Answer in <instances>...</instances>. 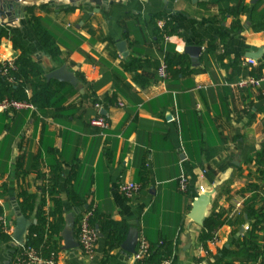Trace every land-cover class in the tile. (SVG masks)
Listing matches in <instances>:
<instances>
[{"label": "crops", "instance_id": "obj_1", "mask_svg": "<svg viewBox=\"0 0 264 264\" xmlns=\"http://www.w3.org/2000/svg\"><path fill=\"white\" fill-rule=\"evenodd\" d=\"M21 1L24 8L0 16V64L20 55L13 35L44 77L65 66L78 85L58 82L64 95L55 108L0 113V188L5 186L0 206L11 231L21 190L36 198L34 210L22 215L30 226L42 189L51 182L62 201L64 227L72 217L76 242L83 207L73 203H84L95 206L100 221L138 229L150 246L147 264H209L217 258L264 264V217L249 235L255 246L244 231L256 222L248 213L264 215V176L257 174L264 171V82L239 86L264 64V51L254 66L246 62L248 53L264 48V30H257L264 26V0ZM27 8L46 20L59 49L56 58L36 36ZM166 21L174 33L165 40L156 29ZM119 42L125 43L123 55ZM188 46L201 47L195 64ZM166 54L183 55L185 63L162 80L158 67ZM0 85L6 83L0 79ZM97 114L108 121L107 129L89 124ZM181 175L188 179L186 193L178 188ZM125 181L140 185L132 199L118 189ZM205 192L213 193L204 222L221 224L212 235L217 240L202 243L204 222L199 225L190 215ZM51 207L45 197V213ZM96 227L93 258L78 247L63 250L61 236L57 263H134L120 247L106 253L108 232ZM248 253L256 255L244 258ZM13 257V241H0V264H12Z\"/></svg>", "mask_w": 264, "mask_h": 264}, {"label": "trees", "instance_id": "obj_2", "mask_svg": "<svg viewBox=\"0 0 264 264\" xmlns=\"http://www.w3.org/2000/svg\"><path fill=\"white\" fill-rule=\"evenodd\" d=\"M26 12L29 16V21L32 29L34 30L42 46L52 58H56L59 55V49L53 41V33L47 27L46 20L35 16L33 13V8H27ZM163 26L164 27L161 29H156V36L161 39L167 35H170L171 33H174V28H172L167 21ZM257 30H264V26L260 27ZM9 38L12 41L13 46L20 50V55L13 62V64L16 66V69H6L4 63L0 64V70L6 69V76H10L14 79V82L10 83L7 81L6 77L0 76V79L6 83L5 86L0 85V100L4 98L26 100L31 102L34 107L39 110L45 108H55L56 104H59L63 99L64 94L60 91L63 85L54 80L47 81L43 74V68L32 59L28 49H26L15 36L9 35ZM214 47L215 45H212L211 43L208 44L209 51H212ZM163 63L166 65L168 74L175 75L177 72H180V70H177V67L182 68L183 64L185 63V56L177 54H166L164 56ZM232 66L234 68L240 69V67L236 66L234 63ZM262 69H264V64L260 65L255 70L250 71L248 76L258 77L262 74ZM26 88L31 89V96H28L26 94ZM69 94H71L70 91L67 92V96ZM257 174L260 176H264V171L260 170L257 172ZM250 188L251 190H255L256 187L252 185L250 186ZM3 191H5L4 185H2L0 188V196L3 195ZM41 194L42 196L40 198V204L36 209L34 221L28 228L26 245L41 248L43 253L49 254L51 251L58 252V250H60L61 232L63 230L65 221L63 218L62 201L57 196L56 187L52 185L51 182H48V184L42 189ZM17 196V198L20 199V212L24 217L27 218L29 214L34 210V201L36 198L29 195L25 190H21V192ZM45 197H48V199L52 202V207L47 213H45V211L43 210V207L45 205ZM73 204L78 207H83L82 212L91 208L90 205H86L84 203ZM247 208L248 210H252L251 206H248ZM1 214L2 208L0 206V215ZM252 215H255L256 222L250 225V230L246 234L247 236H249L253 232L256 226L260 224V219L264 217V215H262L261 213H248L249 218H251ZM100 218L102 217H100L96 213V210H94L93 215L90 219V223L94 227L98 225L99 229L108 232V236L106 239L107 253L115 248L120 247L126 237L129 226L123 221L117 222L108 218L100 221ZM220 224L221 223L214 224V222H211V219H208L206 222H204L200 241L203 243L212 238L213 233L220 226ZM253 239V236H249V242L253 243V245L255 246L256 244L254 243ZM0 241L3 244L11 241V237L4 234L1 228ZM162 247L163 245L160 246L161 249ZM161 249H158L156 251V255L158 257ZM163 249H167L166 245L163 247ZM254 255H256V253H248L244 258L252 259L254 258ZM230 263L232 262H224L222 258H217L216 260L209 262V264ZM138 264H147V260L140 261L138 262Z\"/></svg>", "mask_w": 264, "mask_h": 264}, {"label": "built area", "instance_id": "obj_3", "mask_svg": "<svg viewBox=\"0 0 264 264\" xmlns=\"http://www.w3.org/2000/svg\"><path fill=\"white\" fill-rule=\"evenodd\" d=\"M164 39H168L167 36ZM247 64L250 66H254V60L248 59L246 60ZM4 66L9 69H16V66L13 62H4ZM3 67V68H5ZM6 69L0 70V76L6 77L7 81L10 83L14 82V79L10 76H6ZM158 76L160 79L164 80L168 78L169 74L166 69V65L161 63L158 67ZM264 82V72L258 77L255 76H247L239 82V86L242 88L245 87H258L260 83ZM98 107V104L95 105ZM35 110L34 105L26 100H15L4 98L0 100V113H13L15 111L20 110ZM89 124L93 127H96L101 130H105L109 127L108 121L101 115L97 114L92 117L89 121ZM178 188L181 192L186 193L188 190V179L185 175H181L178 179ZM120 193L126 199H132L135 195L138 194L140 190V185L134 182L125 181L122 182L118 187ZM199 192H204L203 188H199ZM91 206L90 209L84 210L78 218L77 222V243L79 251L85 255L86 257L93 258L95 256L96 244L98 241V231L96 228L91 225L90 219L93 215V211L95 210V206L92 204H88ZM241 203H237L235 206L236 212H239L241 209ZM0 228L2 232L11 237L12 231L11 227L8 224V221L5 219L4 215H0ZM250 226L245 225L244 231H249ZM27 238L25 239L24 245L16 244L12 238L14 244V257L12 260V264H58L57 263V253L51 251L49 254L44 255L41 248H36L33 246H27ZM217 240L216 236L212 238V242ZM150 256V246L148 242L143 237H138V243L135 248V252L131 254V257L134 261L133 264H138L140 261L147 260ZM162 264H169V262H163Z\"/></svg>", "mask_w": 264, "mask_h": 264}, {"label": "water", "instance_id": "obj_4", "mask_svg": "<svg viewBox=\"0 0 264 264\" xmlns=\"http://www.w3.org/2000/svg\"><path fill=\"white\" fill-rule=\"evenodd\" d=\"M98 1V0H95ZM22 9L24 8V3L21 0H0V16L6 15L7 17L12 16V12L14 13L15 9ZM21 12V11H20ZM124 42H119L117 44V48L119 49V53L121 55L124 54ZM186 53L190 56L191 62L196 63L199 53L201 51V47L199 46H188L185 49ZM262 51L264 48H261L256 53H248L247 58L251 60H257L260 58ZM45 78L47 81L55 80L57 82H66L72 85L73 87H77V78L73 72L69 71L65 66H61L57 69H53L45 74ZM101 113L104 114L105 111L101 110ZM213 192H205L202 193L193 203L191 209L190 218L199 225H202L205 219V212L209 204V196ZM17 219L15 222V227L12 231L11 238L12 240L18 245H24L27 230L29 228V222L22 216L20 212L16 214ZM73 220L72 217L69 216L66 220V225L61 233L63 238L64 245L62 246L63 250H72L78 247V243L75 241L73 232ZM97 229V227H96ZM138 229L130 228L126 234V237L120 248L123 253L127 255H131L135 252V248L138 243Z\"/></svg>", "mask_w": 264, "mask_h": 264}]
</instances>
